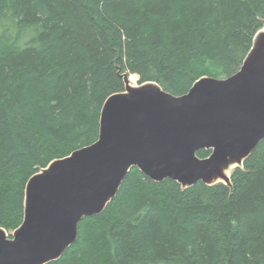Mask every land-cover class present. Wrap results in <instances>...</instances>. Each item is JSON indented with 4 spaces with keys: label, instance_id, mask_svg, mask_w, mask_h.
I'll list each match as a JSON object with an SVG mask.
<instances>
[{
    "label": "trees",
    "instance_id": "obj_1",
    "mask_svg": "<svg viewBox=\"0 0 264 264\" xmlns=\"http://www.w3.org/2000/svg\"><path fill=\"white\" fill-rule=\"evenodd\" d=\"M263 25L264 0H0V227L21 224L32 175L96 141L122 73L183 95L234 74ZM47 264H264V139L230 185L131 168Z\"/></svg>",
    "mask_w": 264,
    "mask_h": 264
},
{
    "label": "water",
    "instance_id": "obj_2",
    "mask_svg": "<svg viewBox=\"0 0 264 264\" xmlns=\"http://www.w3.org/2000/svg\"><path fill=\"white\" fill-rule=\"evenodd\" d=\"M128 76L103 102L96 141L27 180L21 224L10 235L0 227V264L57 260L75 243L78 221L101 213L133 167L183 188L230 185V170L264 139V25L234 74L200 77L183 95ZM201 149L209 155L198 157Z\"/></svg>",
    "mask_w": 264,
    "mask_h": 264
},
{
    "label": "bare ground",
    "instance_id": "obj_3",
    "mask_svg": "<svg viewBox=\"0 0 264 264\" xmlns=\"http://www.w3.org/2000/svg\"><path fill=\"white\" fill-rule=\"evenodd\" d=\"M137 77L135 76V75H133V74H129V76H128V80H129V82L131 83V84H134L135 85V83L137 82L136 79Z\"/></svg>",
    "mask_w": 264,
    "mask_h": 264
},
{
    "label": "rangeland",
    "instance_id": "obj_4",
    "mask_svg": "<svg viewBox=\"0 0 264 264\" xmlns=\"http://www.w3.org/2000/svg\"><path fill=\"white\" fill-rule=\"evenodd\" d=\"M260 30V29H259ZM258 30V31H259ZM136 76V75H135ZM137 77V76H136ZM137 80V82L135 83V85H138L139 84V82H138V77L136 78ZM132 85H134V84H132ZM234 168H232L231 170H230V174H231V171L233 170ZM13 232V230H9V231H7V233H8V235H10L11 233Z\"/></svg>",
    "mask_w": 264,
    "mask_h": 264
}]
</instances>
